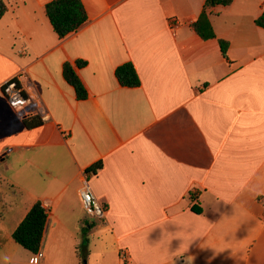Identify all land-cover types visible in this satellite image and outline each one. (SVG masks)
Wrapping results in <instances>:
<instances>
[{"label":"crops","instance_id":"obj_1","mask_svg":"<svg viewBox=\"0 0 264 264\" xmlns=\"http://www.w3.org/2000/svg\"><path fill=\"white\" fill-rule=\"evenodd\" d=\"M4 1L0 264H33L13 233L37 202L49 212L37 264H82L84 227L102 264H264V0L210 8L208 40L192 27L205 0H82L88 20L65 38L45 13L53 0ZM129 62L137 88L116 78ZM18 74L27 113L2 90ZM37 110L49 118L26 128ZM86 181L104 220L83 209Z\"/></svg>","mask_w":264,"mask_h":264},{"label":"trees","instance_id":"obj_2","mask_svg":"<svg viewBox=\"0 0 264 264\" xmlns=\"http://www.w3.org/2000/svg\"><path fill=\"white\" fill-rule=\"evenodd\" d=\"M234 0H205V5L198 20L192 24L196 33L204 40L216 38V33L209 17L208 10L212 7L230 5ZM8 6L4 0H0V18L7 12ZM45 13L50 20L54 31L59 38H65L68 35L78 31L88 20L87 12L82 0H53L45 7ZM256 25L264 28V13L259 16ZM220 46L224 58H228L229 42L220 40ZM76 64L82 67L85 61H77ZM63 74L66 81L75 89L78 100H85L88 97V91L76 73L71 63H65ZM116 78L121 86L127 88H137L141 85L140 77L132 63H125L116 69ZM23 123L26 128L31 129L42 125L40 117H25ZM102 168V163L98 162L88 168V174H96ZM195 211H198L193 207ZM49 212L41 202L33 205L25 219L20 223L13 233L14 240L31 254H37L42 247L44 232L46 229ZM83 241L78 247L77 255L81 262L88 256L89 229H82Z\"/></svg>","mask_w":264,"mask_h":264},{"label":"built area","instance_id":"obj_3","mask_svg":"<svg viewBox=\"0 0 264 264\" xmlns=\"http://www.w3.org/2000/svg\"><path fill=\"white\" fill-rule=\"evenodd\" d=\"M177 25V20H173L171 22V26L173 28ZM22 78L23 74H18L16 77L6 81L2 86V90L11 107L15 111L27 113L29 106L32 104V99L26 94L24 86L22 85ZM36 115H38L42 121H46L49 118V115L41 110H37ZM79 195L83 209L89 218L95 220H104L106 218L107 207L103 205L94 194V191L88 181H86L79 189ZM41 257L42 253L39 252L34 258H32L31 262L33 264H37ZM121 259L124 262L127 261V254L125 252H122Z\"/></svg>","mask_w":264,"mask_h":264},{"label":"rangeland","instance_id":"obj_4","mask_svg":"<svg viewBox=\"0 0 264 264\" xmlns=\"http://www.w3.org/2000/svg\"><path fill=\"white\" fill-rule=\"evenodd\" d=\"M96 240H98L97 237H95L94 241L96 242ZM82 264H102V259L100 258V255L93 254L89 258L87 256L86 259L82 262Z\"/></svg>","mask_w":264,"mask_h":264}]
</instances>
